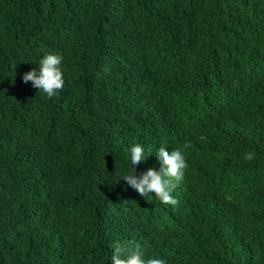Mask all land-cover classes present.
I'll return each instance as SVG.
<instances>
[{
  "label": "trees",
  "instance_id": "1",
  "mask_svg": "<svg viewBox=\"0 0 264 264\" xmlns=\"http://www.w3.org/2000/svg\"><path fill=\"white\" fill-rule=\"evenodd\" d=\"M49 53L52 98L22 79ZM185 142L175 206L123 180ZM129 241L264 264V0H0V264H113Z\"/></svg>",
  "mask_w": 264,
  "mask_h": 264
},
{
  "label": "clouds",
  "instance_id": "2",
  "mask_svg": "<svg viewBox=\"0 0 264 264\" xmlns=\"http://www.w3.org/2000/svg\"><path fill=\"white\" fill-rule=\"evenodd\" d=\"M62 56L58 54H46L39 62V71L33 70L23 76V82H32L33 86L49 98L56 96L63 90L64 79L60 67ZM191 142H185L182 147L175 148L169 153L165 147L157 151L161 168L157 172L149 169L146 174L139 177L132 169L131 174L123 177L127 185L134 189L142 198L153 194L165 205L175 206L178 201L173 198V191L179 186L184 177V171L188 167L185 159V150L191 148ZM131 164L136 165L145 160V150L140 144H134L131 149ZM255 152L248 151L243 154V159L252 161ZM114 255L113 264H166V260L157 256L145 257L139 245L134 242L122 244L115 242L112 245Z\"/></svg>",
  "mask_w": 264,
  "mask_h": 264
}]
</instances>
